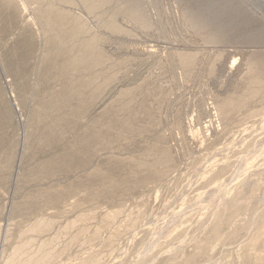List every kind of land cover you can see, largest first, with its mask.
Listing matches in <instances>:
<instances>
[{"label": "rangeland", "instance_id": "374dc122", "mask_svg": "<svg viewBox=\"0 0 264 264\" xmlns=\"http://www.w3.org/2000/svg\"><path fill=\"white\" fill-rule=\"evenodd\" d=\"M262 258L264 0H0V264Z\"/></svg>", "mask_w": 264, "mask_h": 264}, {"label": "bare ground", "instance_id": "6f19581e", "mask_svg": "<svg viewBox=\"0 0 264 264\" xmlns=\"http://www.w3.org/2000/svg\"><path fill=\"white\" fill-rule=\"evenodd\" d=\"M50 10H52V9H50ZM49 10V11H50ZM55 10V9H54ZM52 13V11L50 12V13H48L47 14V16H46V20L48 21V22H50V24H55V23H57L59 20H58V17L56 16V15H54V14H51ZM54 15V16H53ZM184 58V57H183ZM83 59H86V56H84L83 54L80 56V58H79V60H80V62H81V60L83 61ZM72 96L73 95H76V93L75 92H72V94H71ZM229 102V101H228ZM234 104V103H233ZM235 104H238V103H235ZM44 225H46L47 226V224H44ZM48 227V226H47ZM218 230H219V227H217L216 228V230H215V232L217 233L218 232ZM26 247L27 246H22V247H19V248H17L15 251H14V253H15V255H18L19 257H23V255L25 254V252H24V250L26 249ZM21 257V258H22ZM20 258V259H21ZM263 259V260H262ZM261 260H262V262H264V258H262ZM99 261V260H98ZM12 264H26L25 262H23L22 263V260L20 261V260H17V261H14V262H12ZM256 264H258V263H256Z\"/></svg>", "mask_w": 264, "mask_h": 264}]
</instances>
